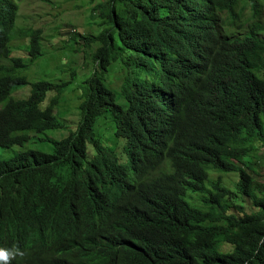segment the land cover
<instances>
[{
    "label": "trees",
    "instance_id": "obj_1",
    "mask_svg": "<svg viewBox=\"0 0 264 264\" xmlns=\"http://www.w3.org/2000/svg\"><path fill=\"white\" fill-rule=\"evenodd\" d=\"M23 1L0 0V147L36 138L53 150L0 160V247L25 252L12 264H264V187L246 161L264 148V39L255 25L226 30L241 31L247 9L259 22L264 0H107L99 31L79 33L82 50L97 43L94 68L60 139L45 132L63 127L55 109L75 74L18 75L44 54L41 29L18 30ZM117 61L118 92L101 76ZM100 118L122 150L101 144Z\"/></svg>",
    "mask_w": 264,
    "mask_h": 264
},
{
    "label": "rangeland",
    "instance_id": "obj_2",
    "mask_svg": "<svg viewBox=\"0 0 264 264\" xmlns=\"http://www.w3.org/2000/svg\"><path fill=\"white\" fill-rule=\"evenodd\" d=\"M107 0H24L21 2L20 13L17 20V27L20 31H28L29 29H41L43 56L35 61L25 60L29 67L18 72V75L26 76L30 82L37 80L51 79L59 81L72 78V72L75 76L68 85L66 93L61 96L60 101L55 109L57 119L61 118L64 123L63 127L57 131H47L45 136L48 139H60L72 132L77 124L79 110L80 93L84 85L85 78L94 68L93 55L97 47V43L91 47L82 50V42L79 37L81 34H94L99 31L96 26L95 18L101 11H107ZM250 10L245 12L244 26L241 31H233L226 29L232 38H239L248 35L251 31L257 29L259 37L264 39V14L259 22H253L250 19ZM224 25L227 20L223 18ZM256 26V29L253 26ZM29 39H27L28 41ZM77 41L79 44H74ZM25 40H16L14 45V53L22 55L25 51ZM29 41L27 42V44ZM23 49L21 54L17 51ZM9 60L1 59L0 64H9ZM127 71L118 61L109 66L106 73H101L103 82L107 88L119 91ZM264 76V73H263ZM110 85V87H109ZM30 86L25 87L18 92V98H25L29 95ZM118 103L123 104L121 98ZM65 118L68 122L65 123ZM264 121V117H263ZM96 132L102 145L109 149L120 151L123 143L113 137L114 129L108 118L98 119L96 124ZM112 139L114 141H112ZM36 138L31 139L24 146H12L11 148L0 147V160H8L16 153L23 152L28 149L37 150L43 153H52L53 147L48 142H37ZM251 156V157H250ZM126 161L129 162V156L126 155ZM246 161L249 162L252 171H249L254 184L257 187H264V148L256 145L255 150L249 154ZM251 162V163H250ZM219 174L210 172L209 181L206 182L208 188L216 182ZM239 174L231 173L223 176V184L232 191L238 181ZM194 193L188 192L187 200L194 206L201 207L199 198L193 197L192 202L190 196ZM239 202L244 200L239 196Z\"/></svg>",
    "mask_w": 264,
    "mask_h": 264
},
{
    "label": "clouds",
    "instance_id": "obj_3",
    "mask_svg": "<svg viewBox=\"0 0 264 264\" xmlns=\"http://www.w3.org/2000/svg\"><path fill=\"white\" fill-rule=\"evenodd\" d=\"M24 256L25 252L19 246L0 247V264H12L17 257L23 258Z\"/></svg>",
    "mask_w": 264,
    "mask_h": 264
}]
</instances>
